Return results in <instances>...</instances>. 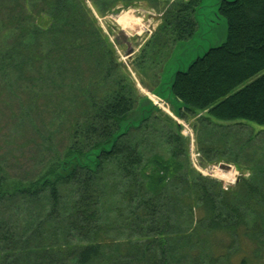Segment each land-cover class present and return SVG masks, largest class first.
I'll list each match as a JSON object with an SVG mask.
<instances>
[{"label":"trees","instance_id":"16d2710c","mask_svg":"<svg viewBox=\"0 0 264 264\" xmlns=\"http://www.w3.org/2000/svg\"><path fill=\"white\" fill-rule=\"evenodd\" d=\"M93 1L104 14L118 0ZM201 1L174 0L163 11L133 63L141 81L149 58L194 37ZM222 2L227 40L179 71L172 92L182 114L209 126L264 125V73L236 89L264 71V0ZM71 4L0 0V133L12 143L17 126L46 151L34 178L13 175L0 150V264H264L263 247L254 257L247 243L264 226V165L228 189L185 169L182 126L138 93L88 1ZM153 137L168 158L146 157ZM224 145L202 146L201 165L231 158ZM217 232L237 249L216 243L207 253Z\"/></svg>","mask_w":264,"mask_h":264},{"label":"rangeland","instance_id":"374dc122","mask_svg":"<svg viewBox=\"0 0 264 264\" xmlns=\"http://www.w3.org/2000/svg\"><path fill=\"white\" fill-rule=\"evenodd\" d=\"M87 1L106 33L107 39L115 43L120 60L125 62L124 65L128 69L127 71L137 83L138 93L143 97H151V99H154L153 101L157 100V96L153 94V91L160 79L162 81L164 76L169 78L177 69H187L188 65L199 55H203L213 46H220L228 38V24L218 12V5L221 0H202L201 6L196 11L199 28L194 37L177 43L173 49L171 47L165 48L163 53H159L158 60L154 59L156 60L154 63L151 60L153 58H149V62L147 63L148 70L142 75L144 80L141 81L139 75L134 70L136 68L133 65L134 60L141 54L143 47L146 46V42L151 39L150 37L153 35V32L162 23L161 15L163 11L174 0H159L157 3L155 1L150 2L149 0H137L132 2L129 7H125L122 4L123 1L118 0L113 10L104 14H101L97 10L98 2L96 4L92 0ZM108 2L110 1L103 0L100 2V5ZM72 5L73 0L70 7ZM263 73L264 71L257 73L254 77L244 81L236 89L243 87V85L253 81ZM161 95L168 100L167 104L162 105V111L173 117L177 121V124L180 127L182 126L180 130L183 135L189 138V143H186L187 156H181L185 169H189L190 167L194 169L198 168L206 176L221 181L224 188V184L226 185L227 183L226 181L230 182L234 180V183H232L234 185L240 176H251L256 167L264 165V125L253 122H249L251 126L249 124L239 125L223 121L221 122L222 124L231 126L215 128L213 125L209 126L200 122L201 115H194L183 110L185 111L184 115L181 109L178 113V106L182 103L177 101L167 86L161 92ZM12 128L13 126L10 127V129ZM253 130L256 132L261 131L259 134L254 135ZM14 131L19 137L12 143L7 142L10 140L5 135L1 136L2 133H0V150L3 153L2 155L3 157L7 155V163L12 166L13 175L16 176L17 173L19 176H31L35 178V175L41 168L40 162L46 151L40 149L31 140L28 133H19L17 126H15ZM151 139L155 141L150 146L147 145L146 157L159 153L168 158L170 148L166 146L163 138L156 139V137H153ZM225 143L229 145L227 150L232 159L229 158L230 160L228 159L221 163H227L233 169L220 168V163L216 162L214 164L207 163L206 165H201L203 161V152L200 151L202 146L217 145L224 147ZM10 206L11 204H8L7 207H4V210L7 211V208ZM37 210L40 211L39 208ZM248 216L252 227L255 222L254 218L258 216L255 211H251ZM193 222L194 219L190 216L185 215L183 217V225L188 226ZM253 232L254 238H248L247 243L251 248L250 254L254 256L253 252L256 249L262 247L264 249V226L260 225ZM210 236L213 243L207 242V253H213L212 250L216 248V243L219 244L222 252H233L237 249L236 247L234 249L228 248L233 240L229 234L217 232ZM240 258L234 257L231 259L229 257L228 259H222L219 264H228L229 261L232 262L231 264H239ZM181 260L180 263L184 264L188 258H182ZM262 261L263 259L258 261L257 264H261Z\"/></svg>","mask_w":264,"mask_h":264},{"label":"water","instance_id":"95a60500","mask_svg":"<svg viewBox=\"0 0 264 264\" xmlns=\"http://www.w3.org/2000/svg\"><path fill=\"white\" fill-rule=\"evenodd\" d=\"M222 1H224V0H221L220 1V3H219V5H218V12H219V8H220V6H221V4L223 3ZM225 1H227V2H231V1H234V0H225ZM201 5H199V7H200ZM198 7V8H199ZM197 8V9H198ZM197 11V10H196ZM221 14V13H220ZM222 15V14H221ZM222 17L224 18V16L222 15ZM225 19V18H224ZM225 21H226V19H225ZM226 23H227V21H226ZM213 47H218V46H213ZM213 47H211V48H213ZM210 48V49H211ZM209 49V50H210ZM209 50L207 51V52H209ZM207 52H205L203 55H199L198 57H202V56H204ZM198 57L195 59V60H193L189 65H188V68L191 66V64L194 62V61H196V60H198ZM188 68L187 69H185V70H183V69H177L175 72H174V74H172L169 78H167L166 76H164L163 78H162V83H161V85L158 87V88H156V91H154L153 92V94H155V96H157V100L156 101H153L154 99H151L150 97H149V99H150V101L152 102V104L155 106V107H157V108H159V109H161L162 108V105H164V104H167V102H168V100L167 99H165V97L163 96V95H161V92H163L164 91V88L167 86L169 89H170V92L171 93H173L172 92V84H173V80H174V78H175V76L177 75V73L179 72V71H188ZM174 95V94H173ZM181 107H184V105L183 104H181V105H179L178 106V112H179V110H180V108ZM220 166L222 167V168H228V169H230L231 168V166L229 165V164H227V163H221L220 164Z\"/></svg>","mask_w":264,"mask_h":264},{"label":"built area","instance_id":"2783aa9c","mask_svg":"<svg viewBox=\"0 0 264 264\" xmlns=\"http://www.w3.org/2000/svg\"><path fill=\"white\" fill-rule=\"evenodd\" d=\"M226 182H227V183H226V185L224 184V188H225V189H228L229 186H230L229 183H230V182H231V184L234 183V180H232V181H230V182H229V181H226Z\"/></svg>","mask_w":264,"mask_h":264},{"label":"bare ground","instance_id":"6f19581e","mask_svg":"<svg viewBox=\"0 0 264 264\" xmlns=\"http://www.w3.org/2000/svg\"><path fill=\"white\" fill-rule=\"evenodd\" d=\"M123 20V19H122Z\"/></svg>","mask_w":264,"mask_h":264}]
</instances>
